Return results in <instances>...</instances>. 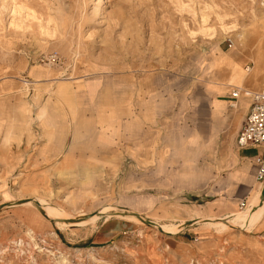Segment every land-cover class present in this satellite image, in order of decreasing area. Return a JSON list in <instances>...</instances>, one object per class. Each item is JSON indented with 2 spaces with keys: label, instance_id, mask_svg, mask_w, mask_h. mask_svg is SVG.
Masks as SVG:
<instances>
[{
  "label": "rangeland",
  "instance_id": "374dc122",
  "mask_svg": "<svg viewBox=\"0 0 264 264\" xmlns=\"http://www.w3.org/2000/svg\"><path fill=\"white\" fill-rule=\"evenodd\" d=\"M222 50L264 65V0H0V264H264V200L230 212L197 153ZM66 80L100 84L72 114ZM169 140L193 150L166 174Z\"/></svg>",
  "mask_w": 264,
  "mask_h": 264
},
{
  "label": "crops",
  "instance_id": "0c3cea01",
  "mask_svg": "<svg viewBox=\"0 0 264 264\" xmlns=\"http://www.w3.org/2000/svg\"><path fill=\"white\" fill-rule=\"evenodd\" d=\"M249 56V53L242 55L237 51L226 52L222 50L220 52H216L215 56L209 63V68H218L221 73L218 76L214 75L207 84V91L205 93V110L208 115V120L204 121L203 123H199L198 130H196L197 134L194 135L195 140H197L194 141L198 144L197 153L199 157L202 158V163L207 164V159L210 160L213 158L214 162L221 163L227 168L224 173H220L219 176H214L216 182L213 183V189L215 192H219L221 196L228 198L227 202L225 203L230 209V212L233 209H245L250 207L253 204V200H255V198L258 199L260 193H263L264 191V181L259 182L256 179L259 165L255 160L258 156L264 157V143L261 145L240 147L236 141V135L242 126L243 120L246 118V115L250 110L252 100L250 96L246 95L244 92L241 93L238 98H233L231 96V89H234V87H239L235 83L240 81V78H242L241 82L238 84L246 87L244 89L245 91L255 92L261 88V84L264 79V65H257L256 63L253 65L254 71L251 74H245L242 77L245 69L243 68V65L245 63L247 65V58ZM218 59H221V62ZM36 74L38 75H34V73H32L36 79L46 76L41 75L40 71L36 72ZM75 84H72L67 80L64 83V90L67 93L65 100L68 103L59 97L62 101V104L71 112V114L73 111V104L70 100L71 95L78 93V90L85 88V93L92 97L100 85L99 84L98 87L95 88L92 86V88L89 89V86L87 85L85 86L84 84L79 83ZM59 85L63 84L57 85L56 83L55 88L57 93L61 94L59 92ZM247 88L252 90H248ZM85 93L82 92L81 94L85 95ZM69 106L71 108H69ZM99 122L102 125L106 124L108 126L114 127L116 124H118L116 123L118 121H116V116L114 113L100 116ZM119 127L120 124H118V128ZM186 132H189V130H183V138L185 137ZM201 135H203L204 141L201 140ZM119 137L121 136L119 135ZM132 137L136 139L137 136L132 135ZM123 138H125V136H123ZM223 139L230 140V142L234 145L236 143V150L232 160L227 159L226 154L222 156V154L226 152V145L222 142ZM62 145L63 144H57V147H61ZM156 149L159 151L154 155L150 162L157 159V169L160 172H166V174H168V167H166V164H174V159L176 157L184 156V153L189 156L190 152L193 150V148H190V145L187 146L185 143H182L181 152H179L175 150L172 140H169V142H167L161 149H159L157 144ZM148 150L149 148L146 150V152ZM119 152L121 154V158L124 157V160L126 158H131L136 164H138V159H140L142 155L141 146L139 144H136L135 147L133 146L132 150H129L128 152L125 147L121 151L119 149ZM187 155L186 157L189 158ZM143 156L147 157L145 155ZM187 162H189V160H185L184 164H187ZM198 162L200 163V160ZM139 165L141 166L142 164L139 162ZM172 171L173 170H171V173ZM212 171L214 172L215 169ZM147 172L148 170L146 173ZM258 183L262 185L259 188L260 191L256 190ZM242 202H244L246 206L241 207ZM261 204H263V202H261ZM235 214L237 213H233L231 216H234ZM261 220H264V213Z\"/></svg>",
  "mask_w": 264,
  "mask_h": 264
},
{
  "label": "built area",
  "instance_id": "2783aa9c",
  "mask_svg": "<svg viewBox=\"0 0 264 264\" xmlns=\"http://www.w3.org/2000/svg\"><path fill=\"white\" fill-rule=\"evenodd\" d=\"M230 44L232 40L229 39ZM251 65L246 66V70L250 71ZM244 92L249 95L252 103L249 112L244 119L242 126L237 135V144L240 147L249 145H261L264 143V83L261 88L255 92H248L240 88H235L231 92L233 98H238L241 93ZM256 163L259 165L257 172V180L259 182L264 181V157H256ZM246 206L244 202L241 203V207Z\"/></svg>",
  "mask_w": 264,
  "mask_h": 264
},
{
  "label": "bare ground",
  "instance_id": "6f19581e",
  "mask_svg": "<svg viewBox=\"0 0 264 264\" xmlns=\"http://www.w3.org/2000/svg\"><path fill=\"white\" fill-rule=\"evenodd\" d=\"M101 11H102V10H100L99 12H101ZM64 91H65V90H64V85H59V92H60V93H63ZM263 185H264V184H263ZM263 200H264V194L261 192L260 195H259V197H258V199H257V206H260V205H261V202H263ZM255 203H256V201H255L253 204H255ZM34 204L40 208L38 202H34ZM45 204H46V203H45ZM253 204H252V205H253ZM41 206H42V205H41ZM247 208H249V207H247ZM247 208H246V209H247ZM41 209H42V208H41ZM55 209H57V208H55ZM42 210H43V209H42ZM253 210H254V209H253ZM253 210L249 209V211H253ZM43 211H44V210H43ZM64 214H65V213H64ZM255 214H256V213H255ZM44 215L47 216L45 212H44ZM253 216H254V215H253ZM257 216H258V215H257ZM77 218H78V217H77ZM87 218H88V217H87ZM73 219H75V218L70 217V218H67L66 220H71V221H73ZM78 221H79V220H78ZM150 224L153 225V226H157L158 228H160V229L163 231L161 225H159L158 223L151 221Z\"/></svg>",
  "mask_w": 264,
  "mask_h": 264
},
{
  "label": "water",
  "instance_id": "95a60500",
  "mask_svg": "<svg viewBox=\"0 0 264 264\" xmlns=\"http://www.w3.org/2000/svg\"><path fill=\"white\" fill-rule=\"evenodd\" d=\"M263 193H264V191H263ZM149 223H151V221H148Z\"/></svg>",
  "mask_w": 264,
  "mask_h": 264
}]
</instances>
